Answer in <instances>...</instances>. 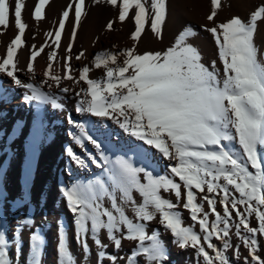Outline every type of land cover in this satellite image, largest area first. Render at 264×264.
<instances>
[{
	"label": "snow or ice",
	"instance_id": "6c2138e0",
	"mask_svg": "<svg viewBox=\"0 0 264 264\" xmlns=\"http://www.w3.org/2000/svg\"><path fill=\"white\" fill-rule=\"evenodd\" d=\"M48 2L39 0L35 5L33 15L37 22L44 19ZM101 2L93 0L95 4ZM103 2L118 9L120 22L134 10V44L141 39L146 24L156 38L162 37L167 0ZM210 3L207 19L214 26L206 27V31L215 41L222 68L215 60L210 67L202 62L201 53L189 42L196 33L187 27L164 51L139 53L133 47L96 54L93 63L96 69H104V80L90 79L88 66L79 71L76 83L83 81L87 87L76 92L80 99L75 111L97 119L86 126L68 116V124L76 130L70 135L84 156L72 147L66 149V154L85 168L87 157L103 172L87 183H75L59 191L72 214L74 239L83 253L84 264L91 258L92 245L97 249L96 264H118L121 259L125 264H167L169 256L161 232L148 231L151 222H157L164 233L170 234L171 242L180 250L192 249L198 264H232L226 252L233 248L239 259L240 246H234L229 239L233 229L249 254L244 264H264L258 255L259 238L264 237V61L255 42L258 24L264 22V3L247 20L234 16L219 24L214 17L222 7L221 0ZM25 7V0H14V6L10 0H0V26H9L11 10L18 30L7 46L6 57L0 61V74L6 73L16 86L31 93H25L26 101L63 109L57 97L17 78V49L25 43L27 28L22 19ZM70 11L74 17V40L86 15L85 0H72L59 18L57 30L46 33L55 37L57 47L66 21L73 23ZM107 28L112 29L113 22ZM71 47L70 43L69 57ZM43 51V47L31 51V59L36 60ZM47 55L52 60L57 54L52 51ZM83 55L81 52L75 59L80 60ZM26 67L29 73L33 72L31 62ZM66 79L73 80V76ZM60 81L59 75H52L44 83L59 87ZM61 91L67 93L70 89L63 87ZM112 125L119 132H113ZM114 135L121 137L123 152L110 158L105 140L111 141ZM87 143L94 147L99 161L88 151ZM157 156L168 161L165 174L157 172ZM30 178L29 174L26 184ZM134 194L141 199L138 201ZM181 207L189 213L188 226ZM252 218L256 226L251 225ZM33 223L31 217L17 221L16 264H20L22 254L20 234L25 227L31 229ZM102 232L108 243L101 239ZM125 240L135 244L126 257L107 251L113 247L118 252ZM214 240L220 241L221 246ZM28 244L26 264H42L46 240L39 229L30 233ZM10 246L0 225V264H13ZM56 252L57 264H77L66 225L59 221Z\"/></svg>",
	"mask_w": 264,
	"mask_h": 264
},
{
	"label": "bare ground",
	"instance_id": "6f19581e",
	"mask_svg": "<svg viewBox=\"0 0 264 264\" xmlns=\"http://www.w3.org/2000/svg\"><path fill=\"white\" fill-rule=\"evenodd\" d=\"M37 3L38 0H27L22 12V19L27 24V28L23 37L25 43L17 49L16 75L22 82L33 83L43 91L57 97L64 108L55 109L49 103L26 101L25 93H31L27 89L16 86L6 73L0 74V188L10 189L13 193L11 194L21 200L26 196L41 203L42 195L46 192L49 193V201L59 198L64 202L59 191L61 187L87 183L88 179H95L103 172L102 168L92 165L87 157H85L87 164L85 168L75 164L66 154V149L72 147L77 154L84 156L81 148L75 144L70 135L76 130L68 124L67 118L70 115L74 121L82 122L86 126L90 121L97 119L75 111V105L80 99L76 96V92L87 87L85 82L80 81L77 84L76 81L79 78V71L84 66L90 68V79H106L104 69L95 68L94 57L102 51H120L114 36H119L121 27L118 24L117 11L107 8L93 11L89 4H86V15L82 17L81 24L76 29L75 39L71 38L74 17L70 11L73 23L66 21L65 32L61 34L59 47H57L54 43L55 37H48L46 33L57 30V22L67 6L62 11L48 10L44 6V19L37 22L33 15ZM10 4L14 6L13 0H10ZM109 22H113L112 29L107 28ZM17 34L14 15L10 10L9 26L7 28L0 26V61L6 57L7 46ZM70 43L72 47L69 57ZM41 47L44 51L33 61L31 51L39 50ZM52 51H55L57 55L54 59L48 60L47 54ZM81 52L84 53L81 59H75ZM29 62L33 64L32 73L27 71L26 65ZM49 64L52 65L51 68L48 67ZM46 72L48 76H45ZM52 75L61 77L59 87L54 83L51 87L44 83ZM68 75L73 76V80L66 79ZM63 87L69 88L70 91L62 92ZM108 123L111 125L110 121ZM111 127L113 132H119L116 126ZM121 142V137L118 135H114L111 141L105 140L106 151L110 158L122 154ZM86 148L96 155L99 161V156L90 143L86 144ZM153 152H155L154 149ZM157 159L160 160L158 157ZM29 174L31 178L26 184L25 180L29 178ZM19 204L22 206V201ZM30 206L36 213L38 208L31 202Z\"/></svg>",
	"mask_w": 264,
	"mask_h": 264
},
{
	"label": "rangeland",
	"instance_id": "374dc122",
	"mask_svg": "<svg viewBox=\"0 0 264 264\" xmlns=\"http://www.w3.org/2000/svg\"><path fill=\"white\" fill-rule=\"evenodd\" d=\"M26 1L27 0H25V3ZM71 2L72 0H49L45 7L48 10L62 11ZM262 3H264V0H221L222 7L217 10V16L214 17V21L216 24H219L226 22L234 16H239L247 20L250 16V13ZM86 4H89L90 9L93 11L107 8L109 10L118 12L117 8L104 3L103 0L100 4L93 3V0H85V5ZM133 12H130L129 18H126L125 21H119L118 23L121 27V32H119V36L114 37L116 38L120 51L133 47H135L139 53L164 51L174 44L175 38L181 31L187 27H191L196 35L191 37L189 42L201 53L202 62L206 66L210 67L211 62L215 60L217 61L218 66L222 68V64H220L218 60V49L215 46V41L211 34L206 31V27L214 26L213 22L208 21L207 19V16L211 14L210 0H167V15L165 25L162 29V37L156 38L151 32L149 25L146 24L145 32L141 34V39L138 42H135V44L131 39V33L134 31V19L131 18ZM255 42L261 51V59L264 61V22H260L258 24ZM120 59L122 61L123 58L121 57ZM157 157L160 159L157 172L158 174H165V170L168 167V161L162 157ZM133 159L134 162H136L135 158ZM137 166L140 165L137 164ZM88 181L89 179L87 182ZM11 193L12 192L10 189L6 188L4 190L0 188V225L4 227L6 231V238L10 242L11 246L9 249V254L13 260V264H16V242L14 240L15 228L17 226V221L25 217H31L34 223L31 229L25 227L20 234V239L23 241L22 254L19 257L20 264H26V259L29 253V236L32 231H36L37 229L40 230L41 234L46 240L42 264H57L56 245L58 221L63 222L66 225L70 250L75 256L77 264H84L82 261L83 253L74 239L72 214L68 210L64 198H62L64 202L60 201L59 198H56L54 200L56 203L55 204L54 201H49V193L44 192L41 203H38L34 199H30L26 196L21 200L19 197H16L12 195L13 193ZM134 196L138 201L141 199L138 194H134ZM172 199L173 202H175V198L172 197ZM21 201L22 206L19 204ZM30 202L36 208H38L36 213L30 206ZM106 206H108L107 202ZM205 208L207 209L206 203ZM217 208L222 212V207L219 204L217 205ZM179 210L182 212L185 226L191 224L188 211L183 210L182 207ZM128 215L131 216L132 213L129 211ZM210 219H214V217H210ZM251 225L256 226V221L254 218L251 220ZM154 229L161 232V238L165 244L166 253L169 256L167 264H198V258L192 249L189 248L183 251L180 250L171 242V235L164 233L163 228L157 222L149 223V233H151V231ZM196 230L199 231L198 225L196 226ZM101 239L105 243H108L106 235L103 232L101 233ZM229 239L234 246H240L239 259H237V257L234 255L235 248L228 250L226 255H228L232 264H244V258L248 257L249 254L248 251L242 246L240 240L236 237L234 229ZM259 241L260 249L258 251V255L264 259V237H260ZM213 242L218 246H221L220 241L214 240ZM89 243L90 245L92 244L91 240H89ZM134 246V242L125 240L123 241L122 249L118 252L113 247H109L107 251L110 254L126 257L128 254H130L131 249ZM96 251L97 249L94 245H92L91 258L86 262V264H96ZM104 264H108V262L105 261ZM118 264H125V260H119Z\"/></svg>",
	"mask_w": 264,
	"mask_h": 264
}]
</instances>
